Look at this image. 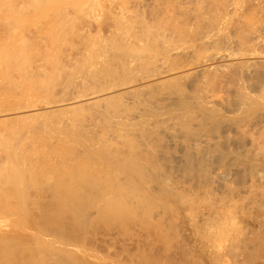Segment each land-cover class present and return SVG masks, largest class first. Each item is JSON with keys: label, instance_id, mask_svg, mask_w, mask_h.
<instances>
[{"label": "bare ground", "instance_id": "6f19581e", "mask_svg": "<svg viewBox=\"0 0 264 264\" xmlns=\"http://www.w3.org/2000/svg\"><path fill=\"white\" fill-rule=\"evenodd\" d=\"M29 2L32 1L29 0ZM48 3L49 0H38L39 6L37 2L34 3L35 7L32 6L33 9L45 10L42 13L34 9L40 17L59 12L56 15L58 21L55 31L49 34V29L47 30V35L51 36V39L49 38V46V39H46L47 45L43 44L45 48L48 46L46 51L44 47V49H38L37 46H41L42 40L30 38L31 34H27L29 31L25 33L24 29L18 30L9 24L8 30L6 24L9 20L4 24L6 27L2 23L9 32L8 36L5 33L6 39L0 40V124H9L18 128L14 130L13 127L15 132L9 135L1 134L0 131V222L7 225L5 230L0 231V264H120L111 261L110 255L93 250L92 248H95L93 246L90 248L86 245L85 238L79 239L78 236L72 235L70 230L67 231L65 220L74 222L80 229L78 234L85 235L88 227H93L92 224L95 226L96 220L111 217V214H121L126 208L128 210L126 203L132 202L131 199V202H126L129 201L127 200L129 195L134 194L131 197L139 204L146 202L148 205H154L156 202L154 196L158 195L151 193L152 189L151 192H141L143 186H137L133 181L135 174H137L136 178L146 177L144 168L140 167L146 156L142 157L144 145L141 140H138L139 136L141 135L140 139L143 142L145 140L146 143L148 127L153 130L160 127L159 131L164 127L166 129L170 124L182 127V124L186 122L189 124L192 120L191 124L200 115H202L200 118H206V121L200 119V123L202 120L204 125L207 119L212 122L220 118L218 115L220 106L228 107L230 103L234 105V102L227 99L229 96H226L222 89L225 86L224 79L219 80L222 76L217 77L219 74L216 75L215 68L208 64L211 61L206 59L209 55L204 58L202 51L206 52L205 49L211 46L221 47L224 43L229 45V41H233V36L237 38L236 43H239L234 45L247 48L243 50L244 53L249 51L248 46H252L255 42L264 45V0H81L72 7L69 6L72 0H64L61 5L53 8H49ZM26 6L24 10L27 9ZM4 7L3 3H0V12L4 13ZM248 8H252L251 12L244 15L243 11ZM24 10V13L18 10L20 14L17 13V15L30 13ZM51 20L49 24L53 22ZM54 23L51 24L54 25ZM61 42L68 44L69 47L72 45L76 49L80 47V55L73 56L72 49H70L72 53L68 54L71 57L64 54L65 51L62 48L60 51ZM251 46L253 51L255 48L252 49ZM247 53L245 55L249 57ZM199 56L205 60L203 61ZM192 57L202 60L200 62L199 59L195 63ZM213 57H211L212 61ZM185 80L193 81L191 86L193 89L190 92L187 89L186 92L182 85ZM179 83L180 85H177ZM244 86L242 91L238 92L239 96L236 95L239 101V105L235 104L239 106V125L234 122V125H230L238 132L240 128L245 129L249 124L251 130H256L260 125L262 126V123L264 124V88L260 89L259 95L254 93L253 95L243 91L246 90ZM188 124L187 126H190ZM243 124L246 125L242 126ZM187 126L183 125L184 128ZM138 132L141 134L136 137ZM255 138L257 137L253 136L250 140L251 149L255 150L253 153L257 158L264 160V144L261 146L260 143H256L259 139ZM115 139L123 140L125 145L119 140L118 144L121 143L126 149L122 146V150L111 146ZM147 140L149 141L148 138ZM95 158L102 159L108 165L112 163L120 169V173L123 170L134 175H127L129 176L127 182L119 181L117 176L104 181L101 172L96 168L93 169L92 166L95 164L90 162ZM168 182L162 183L158 193L161 197L177 198L176 186H169ZM141 183L143 184L142 180ZM131 190L134 193H130ZM250 193H254L253 189ZM262 195L259 200L263 201L264 194ZM47 196L51 200L47 201L45 199ZM257 206L255 209H261ZM166 207L169 208L168 205ZM147 210L144 209L143 214ZM126 213L129 212L126 211ZM115 216L113 215L114 218ZM149 216L147 215V218ZM135 217L137 218L136 215ZM4 224L1 223L0 226Z\"/></svg>", "mask_w": 264, "mask_h": 264}, {"label": "rangeland", "instance_id": "374dc122", "mask_svg": "<svg viewBox=\"0 0 264 264\" xmlns=\"http://www.w3.org/2000/svg\"><path fill=\"white\" fill-rule=\"evenodd\" d=\"M12 1L13 0H6L5 2H4V0L0 1L1 4L3 3V7L5 6L4 4H6L7 7L9 6L8 7L9 9H7L6 6L3 8L4 13H2V11L0 12V17H2V18H0V21L3 20V22H0L1 23L0 24V28H1L0 29V35H1L0 38L1 39L0 40L2 41V40H4V38L5 39L7 38L9 31H7L4 27H6V25L9 24L10 26L13 25L12 27L13 28L15 27V29H18V30L24 29L26 31L25 33H27L29 31L27 34L28 35L31 34L30 38L34 39V37H35L37 39L39 38L38 40H42L41 41L42 43H40L42 47L40 45H38L37 46L38 49L40 50L43 47L45 48L46 46H44V45L45 44L47 45V40L49 38L51 39V36L47 35V33H48L47 30L49 29L48 30L49 34H52L55 31L56 26H57L56 24L58 21V19H57L58 17L56 15L59 12L58 13L56 12V14H54V15L50 14L46 17H40L39 16L40 14H38V12L37 13L34 12L35 8L34 9L32 8V6H34V3L36 4V2H37V6H39L38 0L37 1L36 0H30L32 2H29V0L28 1L27 0L26 1L25 0H18L19 2L17 0H15L14 2H12ZM50 1H51V3H50ZM63 1L64 0H49V3L47 6L49 8L57 7V5H61ZM80 2H81V0H72L71 5H69V6L72 7V5L78 4ZM15 3H18L19 6H18V4H15ZM30 3H32V4H30ZM28 4L30 6H28ZM39 4H41V3H39ZM25 6L27 8V9L25 8L26 10H24ZM47 6H45V7H47ZM22 8L24 11H27L26 13H28V11H30V13L27 15L22 14V13H21V15H17V13L20 14L19 12H23ZM1 9H2V7H1ZM14 9H17V10H14ZM18 10H20V11L18 12ZM36 10L40 11L39 9H35V11ZM59 10H61V8H59ZM251 10H252V8H248V9L243 11V14L244 15L249 14L251 12ZM32 11H33V13H32ZM44 11L45 10L40 11V12L43 13ZM52 15H53V17H52ZM50 16L52 17L53 22H55L54 23L55 26L52 25L53 22H50V24H49V21L51 20ZM54 16H56V18ZM5 17H6V20L4 21ZM20 18H22V19L20 20ZM32 18H34V20ZM53 18H55V19H53ZM35 19H37V20L35 21ZM47 19H50V20H47ZM6 21H8V23ZM47 21H48V23H47ZM11 22L12 23L14 22V23L11 24ZM42 22H45V23L43 24ZM2 23H3V25L6 23L7 24L4 25V27H3ZM15 24L17 26L18 25L19 26L17 27ZM48 24L50 25L49 28H48ZM9 25L7 26L8 30L10 28ZM51 28H53V30ZM3 29L6 32H4ZM38 30L39 31L41 30L40 32H42V31H44V32L40 34V32ZM32 31H34L35 34ZM51 31H52V33H50ZM2 32H3V34H2ZM5 33L7 36H5ZM45 34L47 36H44ZM37 35H38V37H37ZM44 38H45V40H44ZM50 39L48 40V42L50 41ZM43 40L46 43H44ZM234 40H235V42H234ZM236 41H237V38L236 37L234 38V36H233V41H231V42L229 41V45L224 43L223 46H221L222 48L220 46H219L220 48L219 47L214 48L215 46L213 45L214 47L211 46L210 48L208 47V49H205V50H207L206 52L202 51V52L206 53V54L203 53L202 55L204 58L209 55L206 59L210 60L211 62H209L208 64L212 65V67L215 68L216 75L219 74L217 77L221 78V76H222L221 79H219V78H217V79H219V80L224 79V84L226 86V87L225 86L224 87L226 89H224V87H223L222 89L225 92L223 90L222 91L224 92V94L226 93V96H229V97H227V99L229 98L230 102H234V105L235 104L239 105V101L237 99V97L239 96L238 92H240V90L242 91L244 85H245L244 87L246 88V90H243V91H245V92L248 91V93H251V94L254 93L256 95H259L260 94L259 92H261L262 88H264V56L262 57V55H264L263 54L264 53V45L262 43L258 44L256 42H255V44L253 43L252 46L247 45L250 50H251L250 46L252 47V49L255 48L254 49L255 53H254V50L253 51L247 50L248 53L247 52L244 53L243 50H245L247 48H245V46H244V48L241 47L242 49L239 46L237 47L236 45H239V43H236ZM49 44H50V42L48 43V46H49ZM62 44L60 46V51L62 48L66 52V53L64 52V54H67V56H70L68 54H70L72 52H73V54H72L73 56L74 55L75 56L80 55L79 54V53H81L80 47L76 46L79 48V50H77L78 48L76 49L72 45H70V47H69V46H67L68 44H65V43H62ZM234 44H236V45H234ZM48 46H47V48H45V49L43 48V49L46 51L48 49ZM71 47H73L75 49H73ZM229 48H231V49L229 50ZM239 48H240V50H239ZM70 49H72L73 51ZM217 49H219V50H217ZM44 50H42V51L44 52ZM68 50H69V52H67ZM246 53H247V55L249 54V57H247L245 55ZM242 55H245V56L243 58H240V56L242 57ZM199 57H201V56H199ZM203 57H201V58L203 59ZM211 57H213V61H212ZM192 58L194 59L193 62H195V61L198 62L197 60L200 59V58H198L196 60L195 57H192ZM224 58H226V59H224ZM202 59H200L199 61L201 62ZM222 59H224V60H222ZM204 60L205 59H203V61ZM189 61H190V59H189ZM242 61L244 64L242 63ZM193 62L191 61V63H193ZM247 64H248V66H247ZM249 65H251V66H249ZM233 66H234V68H233ZM220 68H222V70ZM228 69H230V71ZM240 70L241 71L244 70V71L241 72ZM222 71L225 73H223ZM212 73H214V71ZM231 76H232V78H231ZM228 78H229V80H228ZM187 81L188 80H185V83H182V85L184 86L185 91L187 89V91L189 90V92H190V90L193 89V87H191V86H193V81H191V80H189L188 82ZM253 81H254V83H253ZM221 82L223 83V81H221ZM240 83L242 86L240 85ZM177 85H180V83ZM232 85H233V87H232ZM189 88H191V89H189ZM215 92H216V90H215ZM219 93L221 96L222 95L221 91ZM237 94H238V96L236 97ZM230 102H227V103H230ZM232 104L233 103L228 104L227 105L228 107H226V105H222V107L224 109L220 106L219 107L220 112L218 113L220 118L215 120V121L211 120L212 122H210V120L207 119V122L206 123L204 122V125H203V121H206V118L203 117V119H202V118H200V117H202V115L199 116V114H198L199 122H198V119H196L195 116L193 115L194 117L193 116L192 117H193V119L194 118L195 119H194V122H192L191 124H190V122L192 120L189 121L190 126H187L188 122H186L187 124L186 123L182 124V127L179 125L171 126L172 124H170V126L166 127V129H165V127L161 128L160 129L161 132L159 131L160 127L154 129L155 131L152 128L150 129V127H148L149 130L148 129L147 130L149 132H148L147 136H150V137L146 136V138H145L146 143H145V140L143 142L142 139H140L141 133L138 132L136 134L137 135L136 137H138L140 135L139 136L140 138H138V140L139 141L141 140V143H143V145H144L143 146V153H142L144 156H142V157L146 156L145 159L143 158V162H142L143 164L141 163L140 167L144 168L143 169V170H145L144 175L146 174L145 175L146 177H139L138 176V178H136L137 174H135V175L129 174L128 172L123 171V170L121 171L122 173H120V171H119L120 169L118 167L113 166L112 163H109V165H108L102 159H100L101 161L97 158L90 160L91 164H95L92 166L93 169L96 168L97 170H99L101 172L100 174H101V176L104 177L103 178L104 181H109L111 177L117 176V179L119 181L127 182L129 176L134 175V177H135V179L133 180L134 184L137 186L141 185L140 187L143 186L141 188L142 190L140 189L141 192H151L153 190L151 193H154V195H158V196H156V197L154 196V199L156 201V202L154 201L155 202L154 205H148V204H146V202H144V204L140 203L141 204L140 205L136 199H133L131 197L134 194L129 195L130 197L128 196V199H127L129 201H126V202H131V200H132L133 203L132 202H131V204L126 203L127 207H129V208H128V210H126L127 208L124 209V212L122 210L121 214H123V216L120 213L117 215L113 214L114 216L116 215L115 216L116 218H114L113 215L111 214V217L107 216L108 219L104 217V218H102L103 221L101 218H100L101 221L96 220L94 222L95 226H94V224H92L91 226H93V227H91V228L88 227V230H89V231L87 230L88 235L87 234L84 235V233L78 234V232H80V229L78 228V226H76L74 222H73L74 223L73 224L72 221H70L69 219H66L65 220V226L66 225L68 226V227L66 226L67 231L70 230L69 232L70 233L72 232L71 234L75 235V237L78 236L79 239L85 238V241L89 240L88 242L86 241V245H88L90 248H92V246L95 247L92 249L97 251V252L110 255L111 261L117 262L120 264H136V263L137 264H147V263H149V264H175V263L176 264H183V263L184 264H216V263L217 264H234V263H236V264H264V200L263 201L259 200V198L263 196L262 194H264V178H263L264 177V167H263L264 166V160H261V159L257 158L256 155H254L255 150L251 149V144H250L251 143L250 140L253 139V136L254 137L256 136L257 138H255V139H257V140L259 139V142L256 141V143H258V144L260 143V145L263 146V144H264V138H263L264 137V127H263L264 124L262 123V126L260 125V127H258L256 130L249 129V125H250L249 124L248 127L247 126L245 127L246 131H245V129H243L244 127H242V128H240V130L238 132L237 129H234L230 126V125H234V124L239 125V121H238V119H239L238 107L239 106L235 105V107L237 108V110H236V108ZM231 109H232V111H231ZM195 115H197V113ZM257 118L259 119V117H257ZM200 119L203 120V121L201 120V123H200ZM195 120H197V121H195ZM233 122H234V124H233ZM248 122H249V120H248ZM248 122H245V123L248 124ZM228 123H230V124H228ZM224 124H226V125H224ZM6 125L0 124L1 134L2 133L4 135L12 134L13 132H15V131H13V127H14V130H17L16 129L17 126H12L9 124H6ZM183 125H184V127L187 126V128H184ZM245 125L243 124L242 126H245ZM4 127H6V128H4ZM11 129H12V131H11ZM253 129H255V128H253ZM150 130L153 132H151ZM156 131H157V133H156ZM243 131L245 132V134ZM192 132H194V133H192ZM203 133H205V134H203ZM167 134H168V136H167ZM190 134H192V135L190 136ZM200 134H202V135H200ZM157 136H159V137H157ZM188 137H191V138H188ZM147 138L149 139V141L147 140ZM116 140L117 139L113 140V142H112L113 144H110V145L113 147H117V149L122 150L123 148H121V146H122V144H124L123 140L118 139L122 144L121 143L118 144L119 141L118 140L116 141ZM157 140H159V141H157ZM115 141H116V144H114ZM155 141H156V143H155ZM198 141H200V143ZM148 143H150L149 146H146V145H148ZM124 145L122 147L125 148ZM250 150H251V153H250ZM263 150L261 149V151H263ZM246 151H248V153ZM150 155H152V156H150ZM251 155L255 156L256 158L251 156ZM196 157H197V159H196ZM92 161H93V163H92ZM150 162H151V164L152 163L153 164L151 165ZM188 164L190 167L188 166ZM97 165L98 166L100 165L99 166L100 168ZM106 166H107V168H106ZM104 168H105V170H104ZM146 168H148V169H146ZM183 168H185V169H183ZM257 168L259 170H257ZM121 169H124V168L121 167ZM117 170H118V172H117ZM159 170H161V171H159ZM255 170H256V172H255ZM252 171H253V173H252ZM145 172H147V173H145ZM107 173L109 174V176ZM123 174H125V176H127V175H129V176L125 177ZM184 174L186 175L185 177H184ZM156 175H157V177H156ZM105 176H106V178H105ZM140 176H142V175H140ZM140 178H141L143 184L141 183V180H139ZM148 178H150V179H148ZM244 178H245V180H244ZM122 179H124V180L122 181ZM200 179H201V181H200ZM164 181L165 182L169 181L168 182L169 186L170 185H172V187L176 186L175 188L178 191L177 192L178 193L177 198L169 197V196H165L166 198L164 196L161 197V194L158 192L160 191L161 185ZM136 183H138V184H136ZM246 185H248V187ZM252 185H253V188H252ZM249 186L251 187V189H253L254 193L256 191L257 194L256 193L255 194L250 193L251 189L249 190V188H250ZM197 190H199V191H197ZM179 192L183 195L179 194ZM208 192H210V193H208ZM130 193H134V191L131 190ZM197 194H199V195H197ZM188 195H189V197H188ZM192 195H193V197H192ZM210 195L213 196L214 198L211 197ZM237 195L239 198L237 197ZM242 196H243V198H242ZM47 197H45V199L47 201L51 200V198L49 196H47ZM184 197H186V198H184ZM170 198H172V199H170ZM173 198H175L176 200L178 199V200L177 201L175 199L173 200ZM194 198H196V200L197 199L198 200L196 201V200H194ZM157 199H159L160 201H158ZM253 199H254V201H253ZM164 201L166 203H169V204L171 203V205L164 203ZM255 201H256V203H255ZM183 202H184V204H183ZM166 205H168L170 209L168 207H166ZM256 205L259 206V207L257 206L258 209L259 208H261V209H259V210L255 209ZM160 206H162V207H160ZM163 206L165 208H163ZM253 206H255V207H253ZM157 207H159V209ZM143 208L145 210H147V209H149V210L144 211V214H143V212H142L144 210ZM150 208L151 209L153 208V209L151 210ZM173 208H175V209H173ZM160 210H162V211H160ZM126 211L129 213H126ZM175 211H177V212H175ZM135 212H136V214H135ZM128 214L129 215L132 214L131 215L132 217L129 216ZM149 214H150V216H149ZM135 215L137 216V218L135 217ZM147 215L149 216L148 218H147ZM151 216H154L153 218L156 221H154ZM159 216H160V218H159ZM142 218H144V219L142 220ZM155 218H157V219H155ZM161 218H162V220H161ZM105 219H106V221H105ZM116 219H117V221H116ZM123 221H125V222H123ZM128 221H129V223H128ZM131 221H133V222H131ZM140 221L141 222L143 221V222L141 223ZM1 223L4 224L3 222H0V224ZM70 225L72 228L70 227ZM150 226H152V227H150ZM161 226H162V228H161ZM124 227H126V228H124ZM6 228H7V225L4 224V225L0 226V231L5 230ZM156 228H158L160 231H158V229H156ZM126 229H127V231H126ZM110 230H111V232H110ZM122 231H125V232H122ZM109 233H111V234H109ZM126 233L128 234V236ZM132 234H133V236H132ZM80 235H82V236H80ZM152 235L156 236V237H153ZM86 236H87V238H86ZM106 237H108V238H106ZM126 238H128V239H126ZM151 239H153V240H151ZM164 239H166V240H164ZM113 240H115V241H113ZM244 242H246V243L248 242V243L246 244ZM241 244H242V246H241ZM240 247H241V249H240ZM147 248H149V249H147ZM151 253H152V255H151ZM119 256H122V257H119ZM234 256H235V258H234ZM116 257H118V258H116ZM133 257H134V259H133ZM139 257H140V259H139ZM147 259H148V261H147ZM127 261H129V263ZM131 261L133 263H131ZM241 261H242V263H241ZM243 262H245V263H243Z\"/></svg>", "mask_w": 264, "mask_h": 264}]
</instances>
